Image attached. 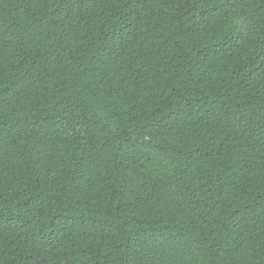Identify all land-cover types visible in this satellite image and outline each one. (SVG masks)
<instances>
[{
  "label": "trees",
  "instance_id": "1",
  "mask_svg": "<svg viewBox=\"0 0 264 264\" xmlns=\"http://www.w3.org/2000/svg\"><path fill=\"white\" fill-rule=\"evenodd\" d=\"M0 264H264V0H0Z\"/></svg>",
  "mask_w": 264,
  "mask_h": 264
}]
</instances>
